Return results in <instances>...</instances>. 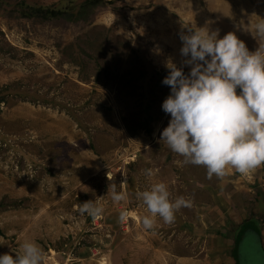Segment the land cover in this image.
<instances>
[{"label": "rangeland", "instance_id": "1", "mask_svg": "<svg viewBox=\"0 0 264 264\" xmlns=\"http://www.w3.org/2000/svg\"><path fill=\"white\" fill-rule=\"evenodd\" d=\"M81 1L0 0V253L14 256L27 239L43 250L45 264H115L118 259L138 264L143 255L139 245L148 239L141 225L147 211L135 192L163 181L170 199L183 196L199 205L212 199L205 181L215 185L223 178L208 179L203 166L184 164L159 142L170 119L158 116L161 99L151 110L150 131L140 126L128 130L127 123L138 122L142 90L127 83L130 65L122 43L140 49L163 78L169 59L182 66L179 34L189 24L207 22L221 37L233 31L254 51L258 42L246 28L249 19L264 17V0H114L78 22L22 16L27 4L64 7ZM86 52L110 67L113 80ZM162 90L166 98L170 88L163 85ZM145 169L153 175L147 177ZM125 176L127 199L113 203L105 196L108 185ZM254 187L259 197L237 223L255 217L264 227V185ZM214 193L222 199L218 187ZM88 200L103 206L95 220L79 213ZM121 210L129 212L124 223L117 221ZM193 210L181 207L167 224L156 217L148 231L161 230L173 249L188 243L181 222ZM202 246L198 239L194 250ZM154 253L147 251L149 257ZM248 257L242 255L244 264H264L262 257Z\"/></svg>", "mask_w": 264, "mask_h": 264}, {"label": "clouds", "instance_id": "2", "mask_svg": "<svg viewBox=\"0 0 264 264\" xmlns=\"http://www.w3.org/2000/svg\"><path fill=\"white\" fill-rule=\"evenodd\" d=\"M257 17L249 19L246 28L258 42L254 51L233 31L221 37L219 29H210L207 22L201 27L189 24L179 34L182 66L171 59L165 63L168 72L161 83L170 92L161 109L170 119L159 142L184 164L203 166L208 179L223 178L229 168L247 175L264 164V17ZM184 67L189 68L187 73ZM144 174L151 177L153 171L145 169ZM126 183V176L119 184L109 183L105 196L113 203L126 200ZM135 198L146 208L141 218L146 230L153 228L156 217L173 222L175 212L189 204L183 196L170 199L163 181L135 192ZM79 213L95 220L103 206L88 200L80 204ZM128 216L121 210L118 223ZM13 252L14 256L0 253V264H45V254L33 240H24Z\"/></svg>", "mask_w": 264, "mask_h": 264}, {"label": "crops", "instance_id": "3", "mask_svg": "<svg viewBox=\"0 0 264 264\" xmlns=\"http://www.w3.org/2000/svg\"><path fill=\"white\" fill-rule=\"evenodd\" d=\"M256 5L258 6L257 3ZM189 181L192 182L191 179ZM217 182L213 185L205 181L212 199L199 205H195L196 202L193 205L189 204L194 208L193 213L190 216L183 215L185 218L181 222L184 228L182 233L186 235L188 243L183 242L173 249L171 244L163 239L161 230L156 234L147 230L145 232L148 239L139 245L143 255L138 264H237L236 246L239 239H242L247 230L254 229L245 228L243 231L240 226L244 221L237 222L241 219L240 214H243V210L253 204L251 200H255V196L259 197L254 191V185L259 183L264 185V164L247 175H240L229 168L222 181ZM215 187H218L222 199L216 197ZM251 221L255 222L256 218H251L249 222ZM258 227L263 238L264 227L261 225ZM239 231L243 233L237 239ZM198 239L202 240L203 246L197 251L194 248ZM147 251H154L153 257H149ZM115 264H121L119 259Z\"/></svg>", "mask_w": 264, "mask_h": 264}, {"label": "trees", "instance_id": "4", "mask_svg": "<svg viewBox=\"0 0 264 264\" xmlns=\"http://www.w3.org/2000/svg\"><path fill=\"white\" fill-rule=\"evenodd\" d=\"M110 3L114 4V0L112 1L83 0L79 4L78 3L73 5L67 4V6L64 7H52V6L46 7V6H35V5L32 6L28 4L26 6L25 5H21V6H25V9L22 10V16L28 18L41 17L46 20L65 18L68 21L78 22L81 20H88L95 13V10H97L100 6H106L107 4ZM94 29H97V27L95 26ZM106 29L110 30V28H106ZM93 46H94V42H93ZM122 48L125 49L123 54L125 55L127 53V58L129 59L128 63L130 65L129 70H127L126 72V78L128 80L127 83L130 86H132V88L139 87L140 90H142L141 92H139L138 95L137 105L139 106H136V108L138 109L135 114V118L138 119L137 120L138 122L133 126L130 125L128 126L127 123V128L130 132H132L134 130L133 127L136 129L137 127L139 128L140 126V129L143 127V128H147V130L150 131L151 129L150 123L152 120H154V113H152L151 110H153L154 107L156 106L155 105L156 98L158 100L161 99L159 103V108L157 109L158 116L163 118V116L167 115L161 109L162 98H165L166 96V92H163L162 90L163 85L161 81H159L160 79H163L162 71L160 72L159 70H157V68H155V65H153L151 61L148 60L147 57L140 56V49L132 46L130 42L127 41L122 43ZM86 53L89 56V58L94 60L97 68L99 70L103 69L104 73L110 75L107 76V78L113 80L114 75L111 74L110 67H108L106 63L104 64L105 66H103V62L100 60L99 57L95 56V54H91L88 52ZM116 78L117 76L114 77V79ZM147 79H148V83H145ZM134 80H138L139 82L140 81L141 82L140 83L136 82L132 84ZM150 82H152V84H150ZM147 86L149 87L147 92L149 95L145 92ZM139 96L142 97L139 98ZM147 97H149L150 99L148 98V101L145 102ZM142 116H144V118ZM240 227L243 231L245 230V228L249 229L251 227L259 231L258 224H256V222L254 221L251 222L247 221L244 223V225L241 224ZM242 233H243L242 231H239L237 233V239L241 237Z\"/></svg>", "mask_w": 264, "mask_h": 264}, {"label": "water", "instance_id": "5", "mask_svg": "<svg viewBox=\"0 0 264 264\" xmlns=\"http://www.w3.org/2000/svg\"><path fill=\"white\" fill-rule=\"evenodd\" d=\"M242 241V244H240V249L243 248L242 255L246 254L248 257L249 254L256 258H264V250L261 247V236L255 229L247 230L242 237ZM243 244L246 246V249H244ZM244 251L246 252L244 253ZM242 264H244V261Z\"/></svg>", "mask_w": 264, "mask_h": 264}, {"label": "flooded vegetation", "instance_id": "6", "mask_svg": "<svg viewBox=\"0 0 264 264\" xmlns=\"http://www.w3.org/2000/svg\"><path fill=\"white\" fill-rule=\"evenodd\" d=\"M257 231V230H256ZM260 236H261V247L262 249L264 250V242H263V238H262V235H261V231L259 229V231H257ZM242 239H240V241L238 242L237 246H236V257H237V264H242L243 260H242V251L240 250V244H242ZM249 257H247L248 259ZM246 264H249V262H246Z\"/></svg>", "mask_w": 264, "mask_h": 264}]
</instances>
